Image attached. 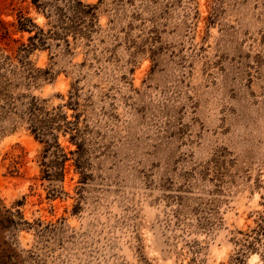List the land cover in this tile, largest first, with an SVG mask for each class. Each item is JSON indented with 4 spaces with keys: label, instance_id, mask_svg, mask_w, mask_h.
Wrapping results in <instances>:
<instances>
[{
    "label": "rangeland",
    "instance_id": "rangeland-1",
    "mask_svg": "<svg viewBox=\"0 0 264 264\" xmlns=\"http://www.w3.org/2000/svg\"><path fill=\"white\" fill-rule=\"evenodd\" d=\"M0 264H264V0H0Z\"/></svg>",
    "mask_w": 264,
    "mask_h": 264
},
{
    "label": "trees",
    "instance_id": "trees-1",
    "mask_svg": "<svg viewBox=\"0 0 264 264\" xmlns=\"http://www.w3.org/2000/svg\"><path fill=\"white\" fill-rule=\"evenodd\" d=\"M24 27V26H23ZM41 34H44V33H37L34 37H32L30 40L31 42H34V40H42V35ZM32 48L34 46H36L35 43H31L30 45ZM39 109V106L38 104L35 102V101H32V103L30 104V107L28 109V112L31 116H34L35 115V112ZM36 130H39V128H37ZM44 135V134H43Z\"/></svg>",
    "mask_w": 264,
    "mask_h": 264
}]
</instances>
